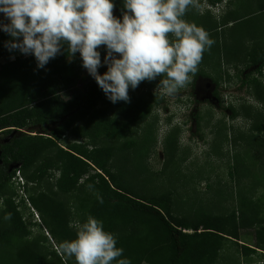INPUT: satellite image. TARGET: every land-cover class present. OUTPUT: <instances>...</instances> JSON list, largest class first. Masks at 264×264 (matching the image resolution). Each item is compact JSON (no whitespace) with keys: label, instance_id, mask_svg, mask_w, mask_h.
Masks as SVG:
<instances>
[{"label":"trees","instance_id":"16d2710c","mask_svg":"<svg viewBox=\"0 0 264 264\" xmlns=\"http://www.w3.org/2000/svg\"><path fill=\"white\" fill-rule=\"evenodd\" d=\"M206 1L215 6L224 0ZM113 2L119 18L122 0ZM260 11H264V4ZM9 39L0 31V59L9 53L4 47ZM98 50L103 64L104 47ZM246 59L264 77L263 47L252 49ZM106 70L101 66L98 73ZM247 83L253 85L257 99L264 104L263 83L244 79L241 85ZM128 95L129 102L113 105L116 117L111 116L102 108L106 96L81 66L79 53L71 59L59 54L44 69H37L31 55L0 65V132L7 136L19 132L1 148L3 163L19 166L27 186L49 183L50 172L59 174L53 185L57 192L35 191L28 199L48 234L59 246L76 238L77 230L70 226L72 210L60 199L75 194L80 223L89 216L103 221L105 230L116 236L117 247L124 249V257L131 264H215L226 241L235 243L246 257L264 252V209L258 202L240 201L238 210L230 213L178 217L173 215L170 193L140 196L112 172L114 154L133 148V143H124L122 149H117L109 142L126 139L130 127L144 121L161 103L153 94L136 96L129 89ZM34 127H40L42 132L29 131ZM23 130L30 134H23ZM253 130L264 132V122L254 125ZM66 134L77 142L63 149L59 142ZM6 171V166L0 167V195L17 169L9 175ZM27 186L24 190L29 193ZM4 203L2 215L12 214L11 227L0 230V234L26 236L17 207L10 199ZM248 229L255 233L256 246L238 243L239 231ZM15 257L19 264L46 263V256L31 244L19 247ZM66 264L76 261L70 258Z\"/></svg>","mask_w":264,"mask_h":264},{"label":"rangeland","instance_id":"374dc122","mask_svg":"<svg viewBox=\"0 0 264 264\" xmlns=\"http://www.w3.org/2000/svg\"><path fill=\"white\" fill-rule=\"evenodd\" d=\"M262 3L224 0L210 6L206 0H193L184 15L185 21L205 29L215 43L203 53L192 82L173 96L163 95L162 89L157 88L160 77L141 82L144 84L132 89L134 94H153L161 103L144 121L130 127L126 139L109 142L117 149H122L124 143H133V148L114 154L112 172L140 196L170 193L173 215L191 218L230 213L238 210L240 201L258 202L264 209V132L253 130L254 125L264 122V104L257 99L253 85H241L244 79H257L264 86V77L246 59L252 49H264ZM113 15L118 16L116 9ZM0 20H4L2 14ZM232 52L237 56L233 57ZM19 54L9 52L0 59V65L27 57ZM64 98L68 96L64 94ZM113 105L106 98L102 108L116 117ZM32 131L39 133L41 129ZM22 133L30 134L27 130ZM13 135L17 137L19 132ZM76 142L66 134L59 146L66 149ZM20 174L27 186L23 173ZM50 174L49 183L28 185L29 193L23 189L26 202L20 204L21 191L12 179L0 195V230L11 227L2 215L4 202L10 199L27 231L22 237L0 234V264H19L15 256L24 244L33 245L46 256L45 264L68 263L70 258L61 253L28 201L35 191L57 192L53 185L59 174ZM60 199L72 210L70 226L77 230L80 221L75 194ZM238 243L256 246L254 231L240 230ZM215 264H264V252L246 257L235 243L226 241Z\"/></svg>","mask_w":264,"mask_h":264},{"label":"clouds","instance_id":"9594fccd","mask_svg":"<svg viewBox=\"0 0 264 264\" xmlns=\"http://www.w3.org/2000/svg\"><path fill=\"white\" fill-rule=\"evenodd\" d=\"M192 3L122 0L117 18L113 0H0V14L7 21L0 20V31L10 37L4 47L33 56L37 69L59 54L71 59L79 53L81 66L106 98L127 103L129 89L143 81L160 77L157 88L167 96L192 82L203 53L215 43L205 29L183 19ZM101 66L107 69L103 74L98 73ZM11 218L4 214L5 221ZM60 251L76 264H131L116 236L91 216L78 224L76 238L63 242Z\"/></svg>","mask_w":264,"mask_h":264},{"label":"flooded vegetation","instance_id":"af4514ba","mask_svg":"<svg viewBox=\"0 0 264 264\" xmlns=\"http://www.w3.org/2000/svg\"><path fill=\"white\" fill-rule=\"evenodd\" d=\"M115 55H116L117 57L119 56V54H115ZM36 128L41 129L40 127H34V128H32V129H36ZM32 129H29V131H32ZM34 132H35V131H34ZM40 132H42V130H41ZM40 132H39V133H40ZM13 136H14V135H13ZM0 138H3L2 142L0 143V167H1V166H3V167L6 166L7 171H6L5 174H6V175H9V174L12 173V171H13L15 168L17 169V167H19V166L15 165V164H12V163L4 164L3 161H2V159H1V153H2L1 148H2L6 143H8V142L10 141V139H12L13 137H12V134H10L9 136H7V135H5V133L0 132Z\"/></svg>","mask_w":264,"mask_h":264},{"label":"built area","instance_id":"2783aa9c","mask_svg":"<svg viewBox=\"0 0 264 264\" xmlns=\"http://www.w3.org/2000/svg\"><path fill=\"white\" fill-rule=\"evenodd\" d=\"M12 182H14V184L16 185V186H18V188L20 189V191H21V197L23 198V200H22V198L20 199V204H21V202L22 201H25L26 202V200L27 199H25L24 197H25V195H24V182H23V178L21 177V174H20V171L19 170H17L16 171V174H15V176L12 178ZM28 203V202H27ZM30 206V205H29Z\"/></svg>","mask_w":264,"mask_h":264},{"label":"bare ground","instance_id":"6f19581e","mask_svg":"<svg viewBox=\"0 0 264 264\" xmlns=\"http://www.w3.org/2000/svg\"><path fill=\"white\" fill-rule=\"evenodd\" d=\"M19 53V52H18ZM20 55V54H19Z\"/></svg>","mask_w":264,"mask_h":264}]
</instances>
